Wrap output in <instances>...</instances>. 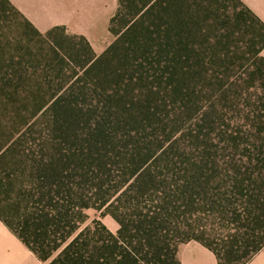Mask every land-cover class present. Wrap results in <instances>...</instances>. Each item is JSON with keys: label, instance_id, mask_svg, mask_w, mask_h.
Returning a JSON list of instances; mask_svg holds the SVG:
<instances>
[{"label": "trees", "instance_id": "trees-1", "mask_svg": "<svg viewBox=\"0 0 264 264\" xmlns=\"http://www.w3.org/2000/svg\"><path fill=\"white\" fill-rule=\"evenodd\" d=\"M229 1L219 14V0H116L114 40L96 56L0 0V22L10 12L43 38L59 83L36 87L30 118L56 116L64 132H0V222L40 262L179 264L190 241L219 264L264 252V23ZM214 214L231 220L227 246L205 238Z\"/></svg>", "mask_w": 264, "mask_h": 264}, {"label": "rangeland", "instance_id": "rangeland-1", "mask_svg": "<svg viewBox=\"0 0 264 264\" xmlns=\"http://www.w3.org/2000/svg\"><path fill=\"white\" fill-rule=\"evenodd\" d=\"M9 2L13 5L11 0ZM64 2L67 4L65 9L70 15V19L73 22L76 20L75 26L80 29L76 36L84 37L93 48L95 55H101L114 40L108 32V28L110 19L117 10L116 0H65ZM241 2L246 7L243 0ZM231 5L229 0H219L218 6L215 8L221 10L219 14H224L226 8H230ZM6 16H9L8 19ZM76 17L77 19H75ZM67 33L72 35L71 32ZM30 38H33L32 42H30ZM46 50L47 46L43 38L37 39L26 35L20 21L15 19L10 12L2 16L0 22V132H64L60 125L55 124L62 122L56 121L58 120L56 116L39 113L34 118H30L36 105L32 95L36 87L42 86L47 91L59 84L47 72L50 71L49 68H46L47 62L40 63ZM31 54L34 55V58ZM13 56L14 61L11 62L10 58ZM261 56L264 57V50L261 52ZM36 59L38 61L34 63ZM6 77L13 81L9 82ZM7 84L18 87V93L21 94L18 96L27 97V100L23 102H20V99L13 102L8 100L1 89L4 87V92H11ZM83 119L84 117H80V120ZM184 121L185 119L179 125L176 124L178 132H191L189 122L183 123ZM83 126L80 122L78 127L69 132H84ZM167 131L169 132L168 129ZM87 214L90 219L99 218V213L94 210L88 211ZM201 220L202 226L206 228H202V230L209 234V237H205L209 239V243L214 244L215 247L229 245L230 236L235 233L229 217L220 221L219 216L214 214L208 217L203 216ZM102 222L109 230H112L115 224L109 217L103 218Z\"/></svg>", "mask_w": 264, "mask_h": 264}, {"label": "crops", "instance_id": "crops-1", "mask_svg": "<svg viewBox=\"0 0 264 264\" xmlns=\"http://www.w3.org/2000/svg\"><path fill=\"white\" fill-rule=\"evenodd\" d=\"M15 9L39 33H46L52 28L63 27L67 32L76 35L80 29L77 23L70 19L65 6V0H11ZM249 8L264 23V0H243ZM77 19V17L75 18ZM80 34V33H79ZM79 36V35H78ZM93 49V48H92ZM117 231L116 224L110 230ZM179 264H219L216 256L206 247L196 241H190L179 246L177 251ZM0 264H45L40 262L18 240L3 223L0 222ZM246 264H264V252H257Z\"/></svg>", "mask_w": 264, "mask_h": 264}]
</instances>
